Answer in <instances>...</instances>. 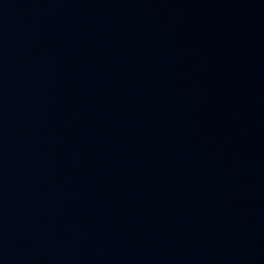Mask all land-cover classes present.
<instances>
[{
  "label": "water",
  "instance_id": "1",
  "mask_svg": "<svg viewBox=\"0 0 264 264\" xmlns=\"http://www.w3.org/2000/svg\"><path fill=\"white\" fill-rule=\"evenodd\" d=\"M0 264H264V0H0Z\"/></svg>",
  "mask_w": 264,
  "mask_h": 264
}]
</instances>
